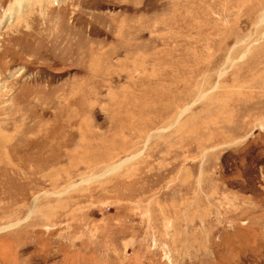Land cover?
<instances>
[{"label":"rangeland","instance_id":"1","mask_svg":"<svg viewBox=\"0 0 264 264\" xmlns=\"http://www.w3.org/2000/svg\"><path fill=\"white\" fill-rule=\"evenodd\" d=\"M26 10L0 29V264H264V0Z\"/></svg>","mask_w":264,"mask_h":264},{"label":"bare ground","instance_id":"2","mask_svg":"<svg viewBox=\"0 0 264 264\" xmlns=\"http://www.w3.org/2000/svg\"><path fill=\"white\" fill-rule=\"evenodd\" d=\"M50 1H52V0H50ZM56 1H62V0H56ZM31 4H32V0H25L24 2H19L17 0L16 4L12 7V13L11 14H13V15H10V16L7 15L8 18L6 21H2V20H1L2 22L0 21V29L1 28L3 29L8 23L12 24L17 19H19V17H22L24 15L25 11H27L26 9L29 8L31 6ZM15 18H16V20H15ZM0 87L3 89L5 87H7V85L5 84V82L1 83V80H0Z\"/></svg>","mask_w":264,"mask_h":264}]
</instances>
